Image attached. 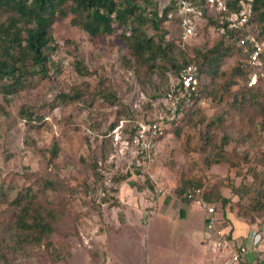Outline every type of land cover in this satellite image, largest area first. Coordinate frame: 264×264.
Returning <instances> with one entry per match:
<instances>
[{
    "label": "rangeland",
    "instance_id": "374dc122",
    "mask_svg": "<svg viewBox=\"0 0 264 264\" xmlns=\"http://www.w3.org/2000/svg\"><path fill=\"white\" fill-rule=\"evenodd\" d=\"M160 8L169 0H157ZM70 3L67 1V4ZM205 14L214 16L218 9L211 2L205 3ZM173 16H178L176 10ZM71 13H56L50 29L54 50L49 58L57 63L59 73L50 67L48 77L34 76L27 87L15 95L0 93V189L8 198L30 185L29 174L34 177H54L65 180L61 193L68 199V208L74 218L77 232L68 237L70 255L66 264H223L225 258L213 245V235L204 229L203 210L197 205L185 204L175 199L172 189L177 179L202 178L204 191L225 176L234 184L250 182L253 172L257 182L264 178V121L259 114V104L246 100L243 108L231 106V99L208 98V105L201 107L212 118L223 116L226 132L232 138L227 147L231 152L235 140L250 133L249 121L253 117L258 139L239 144V158L235 165L220 164L205 168L202 165L209 145L203 141L199 126L184 125L177 137L168 126L162 137L154 141L150 161H144L137 146L130 140L134 123L127 116L117 117V105H109L99 97L92 105L62 102L60 92L68 91L74 83L86 81L91 87L100 84L114 89L120 96V106L138 113L141 123L156 115L159 99L166 92L175 74L161 71L149 72L145 67L134 69L128 65L127 49L118 36L128 31L116 26L111 35L90 38L85 31L70 22ZM0 18V20H2ZM200 16L197 30L191 37H183L191 45L210 44L220 34ZM160 26L174 30L168 21ZM181 29V28H180ZM149 34H155L151 26ZM241 55L227 57L222 64L226 71L238 65ZM81 61L89 74L79 75L73 66ZM255 84L264 95V61L256 68ZM230 92L235 94L244 79L236 78ZM222 82V79H218ZM264 104V97H262ZM150 104V108L147 104ZM42 114L39 120H22L18 116L20 106ZM252 110V111H251ZM251 111V113H250ZM248 114V115H247ZM221 134V132L219 131ZM210 135H214L213 132ZM189 136V144L185 138ZM55 140L59 146L58 156L48 159V146ZM198 148L197 151L194 149ZM96 163L93 173L88 164ZM145 175L163 188L165 195L158 196L147 186L138 188ZM127 176L122 181L118 177ZM87 181L85 186L76 183ZM222 194L229 199L226 207L218 208L221 227L231 235L232 241L240 243L247 239L253 225L264 224V214L252 222L238 213L227 184L221 186ZM49 193V191L47 192ZM39 198L41 194L38 193ZM51 198L54 195L49 193ZM161 202L171 203L164 208ZM164 208V209H163ZM9 208L0 203V215ZM176 213V214H175ZM262 223V224H261ZM252 255H247L251 259ZM12 264H53L42 249L14 256ZM164 262V263H162ZM0 264H5L0 260ZM57 264H62L61 262Z\"/></svg>",
    "mask_w": 264,
    "mask_h": 264
},
{
    "label": "trees",
    "instance_id": "16d2710c",
    "mask_svg": "<svg viewBox=\"0 0 264 264\" xmlns=\"http://www.w3.org/2000/svg\"><path fill=\"white\" fill-rule=\"evenodd\" d=\"M67 1L70 3L67 4ZM197 7L201 10L209 26L218 30L223 28L218 37L210 44L191 45L185 43L179 26L180 17L173 16L175 0L160 8L157 0H0V93L15 95L21 88L27 87L34 76L48 77L50 67L55 73L60 72L59 65L49 58L50 51L54 50L53 38L50 29L56 13H64V8L71 13L70 22L85 31L90 38L114 33L115 25L124 26L128 31L121 32L118 36L127 49L128 65L134 69L145 67L149 72L161 71L177 74L188 61L196 68L199 78V92L203 97L215 100L231 99V106L243 108L245 101L259 104L261 107V121H264V104L256 85L246 86L247 72L239 65L228 72L223 67L227 57L242 55L250 49V43L242 39L241 32L248 28L257 33L258 39L264 38V0L251 1V15L247 25L238 28L229 27L227 13L220 11L214 16L205 14L206 0H196ZM229 11L240 8L237 0H227ZM168 21L174 30L160 26ZM152 27L156 32L149 34L147 27ZM264 61V54L261 56ZM79 75H88L89 72L81 61L73 65ZM244 79L243 85L238 86L235 94L230 92L232 85L237 83L236 78ZM218 79H222L219 82ZM95 97L101 98L109 105H117V117L127 116L134 123L131 134L138 129L140 118L138 113L130 111L125 106H120V96L114 89L100 84L91 87L86 81L74 83L68 91L60 92L62 102L80 103L85 107L92 105ZM150 108V104L146 105ZM252 111V110H251ZM250 111V113H251ZM0 112H3L0 111ZM7 114L6 112H3ZM248 115V114H247ZM18 116L22 120H39L42 114L37 110L20 106ZM41 116V117H39ZM223 116L216 115L208 118L204 109L193 106L188 109L179 124H173L172 129L180 137L182 127L189 125L199 126V132L206 146L209 145L208 154L204 156L202 165L210 168L212 165H235L239 158L236 147L239 144L256 141L257 131L253 117L250 118L248 131L235 140L231 152L227 151L232 138L226 132ZM221 132V134L219 133ZM213 132V136L210 133ZM131 135V136H132ZM159 134L154 141L162 137ZM189 136L185 138L189 144ZM195 151L198 148L194 149ZM48 159L54 161L58 156L59 146L55 140L47 148ZM141 156V155H140ZM93 173H96V163L88 164ZM30 185L25 191L8 198L6 192L0 189V203L5 204L9 211L0 215V260L5 264H12L15 255L30 253L32 250L42 249L50 262L57 264L67 263L70 255L68 237L77 232L74 226L73 213L68 208V199L61 193V186L65 180L54 177H34L29 174ZM253 179L234 185L226 176L211 188L203 192L206 201L226 207L229 199L222 194L221 186L227 184L232 194L237 195L235 205L238 213L246 220L252 222L256 217L264 214V178L257 182L258 174L253 172ZM127 176L117 178L122 181ZM144 182L138 183V188L147 186L155 190V181L145 175ZM76 183L85 186L87 181ZM202 178L179 177L172 189V195L182 204H190V200L183 196L184 192L195 187H202ZM53 194L51 198L49 193ZM38 193L41 194L39 198ZM181 208L177 213L181 212ZM262 224V223H261ZM205 227V226H204ZM205 229V228H204Z\"/></svg>",
    "mask_w": 264,
    "mask_h": 264
},
{
    "label": "built area",
    "instance_id": "2783aa9c",
    "mask_svg": "<svg viewBox=\"0 0 264 264\" xmlns=\"http://www.w3.org/2000/svg\"><path fill=\"white\" fill-rule=\"evenodd\" d=\"M175 9L180 17L179 26L182 36L187 38L195 34L201 10L196 5V0H175ZM216 5L218 12L227 13L229 27L238 28L247 25L251 15L252 0H237L239 10L229 11L227 0H206ZM223 31V28H219ZM242 39L250 43V49L237 58V64L247 72L246 86L255 84L256 68L261 64V56L264 54V38L258 39L257 33L245 28L241 32ZM208 98L200 95L199 78L196 66L188 61L170 82L166 92L157 103L156 115L146 123H138V129L132 135L131 141L137 146L138 153L144 161H150L154 138L163 132V129L173 124H179L184 113L193 106L205 107ZM158 196L165 195V190L155 188ZM203 187H195L184 192L183 196L190 200V204L197 205L203 210L204 228L213 235V245L216 251L225 260L223 264H264V224L253 225L245 241L240 243L232 241L231 235L221 227L218 208L203 197ZM251 254V259L247 255Z\"/></svg>",
    "mask_w": 264,
    "mask_h": 264
},
{
    "label": "crops",
    "instance_id": "0c3cea01",
    "mask_svg": "<svg viewBox=\"0 0 264 264\" xmlns=\"http://www.w3.org/2000/svg\"><path fill=\"white\" fill-rule=\"evenodd\" d=\"M161 203H162V205H164V208H165V206H167V205L171 206V208L173 207L171 203H170V204H169V203L167 204V203H165V202H161ZM184 205H185V204H184ZM191 205H193V204H191ZM178 207L182 209L183 204H180ZM164 208H163V209H164ZM179 208H177V210H179ZM175 214H176V213H175ZM162 263H164V262H162ZM151 264H158V262L153 261V262H151Z\"/></svg>",
    "mask_w": 264,
    "mask_h": 264
}]
</instances>
